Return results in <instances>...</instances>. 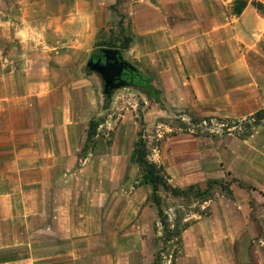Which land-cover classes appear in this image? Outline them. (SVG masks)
Segmentation results:
<instances>
[{"label":"crops","instance_id":"crops-1","mask_svg":"<svg viewBox=\"0 0 264 264\" xmlns=\"http://www.w3.org/2000/svg\"><path fill=\"white\" fill-rule=\"evenodd\" d=\"M108 6L124 15L128 57L172 107L233 98L264 109V14L249 3L232 15L227 0H0V264L152 262L150 189L122 186L131 151L112 144L72 170L86 125L52 101V76L36 73L70 51L76 28V49H87V26L101 27Z\"/></svg>","mask_w":264,"mask_h":264},{"label":"rangeland","instance_id":"rangeland-1","mask_svg":"<svg viewBox=\"0 0 264 264\" xmlns=\"http://www.w3.org/2000/svg\"><path fill=\"white\" fill-rule=\"evenodd\" d=\"M227 1L234 15L232 0ZM250 1V6L264 14L263 3L259 1L262 7L258 8ZM107 8L112 11L111 17L103 18L101 27L87 26V49H76V28L71 33L70 51L56 59L53 70L48 73L36 68V73L52 76L48 89L54 92L52 101L56 105L65 102L71 118L85 124L86 131L90 120L97 123L95 134L86 137L77 152L72 170L97 158L112 144L114 150L130 152L142 129L148 158L164 167L172 185L204 187L207 180H216L231 192L228 195L216 185L212 196L201 201L193 196L175 197L160 189L170 230L184 223L188 227L200 223L186 233L185 245L174 236L166 241L158 223L156 250L163 253L157 264H172L170 258L175 253L173 264H264V109H256L254 101L245 104L233 98L229 105H223L222 99L206 104L194 103L192 98L179 99L183 105L172 107L156 77L145 73L125 49L119 48L129 38L121 24L124 15L115 17L114 8ZM92 21L97 24L89 19L88 25ZM97 47L119 49L125 61L148 77L150 86L124 84L104 95L101 76L86 67L89 53ZM46 87L22 84L24 91ZM256 112H260V119L254 124L251 116ZM206 118L210 120L204 121ZM126 170L122 186L130 188L139 180L140 169L128 158ZM204 217L208 220L202 223Z\"/></svg>","mask_w":264,"mask_h":264},{"label":"trees","instance_id":"trees-1","mask_svg":"<svg viewBox=\"0 0 264 264\" xmlns=\"http://www.w3.org/2000/svg\"><path fill=\"white\" fill-rule=\"evenodd\" d=\"M248 2L249 0H232V13L234 15H239L244 9V7L248 4ZM250 3L258 8L262 7L259 1L251 0ZM130 41V38H125V43L122 46H119V48L127 49L129 46L128 43H130ZM136 71L139 75V78L134 79L133 82H130L128 84H133L134 86L144 85L146 87H149L150 83L148 77L143 76L137 69ZM259 114L260 112H256L253 116H251V118L254 120V124L258 123L260 119ZM203 120L207 121L210 120V118H206ZM96 126L97 123H95L94 120L89 121L88 130L86 131L87 138L95 134ZM129 161L130 163L137 165L140 169V176L139 180L137 181V184L146 185L150 189L148 199L150 203L156 208L158 222L160 223L164 233L166 234V241H168L169 238L173 236L174 238H176V240L180 238L182 231L186 229L189 224L184 223L179 228L176 227V230H170L168 228V224L166 222V214L162 208V200L161 196L159 195L160 189L170 193L172 196L175 197L193 196L199 198L201 201H207L212 196V191L214 189V186L216 185H219L221 189H224L228 195L231 194L229 188L221 186L216 180H207L205 182L204 187H200L197 184H190L186 188H181L172 185L169 181L170 178L166 173L164 167L161 164H158L148 158L146 139L142 129L137 132V139L133 143L129 156ZM238 185L242 186L240 182H238ZM162 253V250H156L152 262L150 264H157L158 261L162 259ZM175 254L171 255L170 258V263L172 264L175 260Z\"/></svg>","mask_w":264,"mask_h":264},{"label":"water","instance_id":"water-1","mask_svg":"<svg viewBox=\"0 0 264 264\" xmlns=\"http://www.w3.org/2000/svg\"><path fill=\"white\" fill-rule=\"evenodd\" d=\"M96 50L102 54L103 63L100 60L93 62L91 56H89L86 61V67L101 76L103 94L109 96L111 90L124 85V82H115V79L119 78L122 69L126 66L132 67V65L122 58L120 50L117 48L99 47Z\"/></svg>","mask_w":264,"mask_h":264},{"label":"flooded vegetation","instance_id":"flooded-vegetation-1","mask_svg":"<svg viewBox=\"0 0 264 264\" xmlns=\"http://www.w3.org/2000/svg\"><path fill=\"white\" fill-rule=\"evenodd\" d=\"M89 56H91L93 62L100 60V62L103 63L104 61L102 54L96 49L91 51L88 57ZM136 78H139L136 68H134L133 66L132 67L126 66L122 69L121 73L119 74V78L115 79V82H124V84H128L130 82H133V80Z\"/></svg>","mask_w":264,"mask_h":264}]
</instances>
